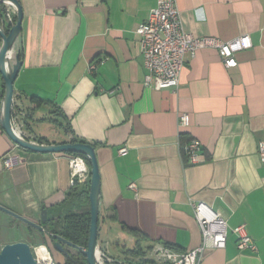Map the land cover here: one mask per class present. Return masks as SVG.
<instances>
[{
    "label": "crops",
    "instance_id": "crops-1",
    "mask_svg": "<svg viewBox=\"0 0 264 264\" xmlns=\"http://www.w3.org/2000/svg\"><path fill=\"white\" fill-rule=\"evenodd\" d=\"M19 1L13 56L22 67L12 114L22 110L17 129L37 144L95 145L100 252L133 262L150 260L157 245L196 249L202 234L194 200L220 213L229 229L226 248L207 249L199 264H264V0H176L186 33L223 41L249 34L253 47L231 69L214 49L187 54L179 87L162 90L145 85L137 33L157 0ZM3 84L0 77V90ZM182 113L191 125L180 129ZM191 139L202 143L204 163L185 159L181 145ZM8 156L18 160L11 169ZM71 157L17 146L0 125V205L41 224L42 208L62 202L72 187ZM239 225L256 253L237 249ZM15 242L54 245L49 233L0 210V251Z\"/></svg>",
    "mask_w": 264,
    "mask_h": 264
},
{
    "label": "built area",
    "instance_id": "built-area-1",
    "mask_svg": "<svg viewBox=\"0 0 264 264\" xmlns=\"http://www.w3.org/2000/svg\"><path fill=\"white\" fill-rule=\"evenodd\" d=\"M5 6L8 23L14 26L17 18V8L9 3H6ZM137 33L140 36L142 45L145 85L156 90L177 89L179 87L187 54L195 57L200 51L214 49L219 53L223 65L227 69H231L239 65L237 54L253 47L249 34L241 35L233 40L223 41L217 37H196L186 33L176 0H157V6L150 12L147 22L139 25ZM22 118L23 112L21 109L12 114L13 129L20 137L35 143V141L26 138L18 131V123H21ZM190 125L191 116L187 113L179 114V128H187ZM181 151L189 164L197 165L206 161L202 143L197 139H191L182 144ZM127 152V147L119 150L121 155H125ZM258 153L264 163V141L259 143ZM17 162L18 160L14 156H8L4 159V165L7 169L13 168ZM70 171L71 184L74 185L76 182L84 183L88 179L90 167L83 157L79 155L72 156ZM130 187L136 189L135 184H131ZM191 206L201 229V245L187 252H179L165 245H157L153 249V256L150 258L152 264H199L207 249L226 248L229 235L226 219L203 202L191 200ZM234 232L238 236L236 244L240 252L256 253L258 251V247L249 236L245 225H239ZM33 251L39 264H56L47 245L35 246ZM40 254L46 255L47 259L41 262ZM141 260L145 259L140 258L133 262L137 263ZM97 261L98 264H133L132 262H114L103 252H99Z\"/></svg>",
    "mask_w": 264,
    "mask_h": 264
},
{
    "label": "water",
    "instance_id": "water-1",
    "mask_svg": "<svg viewBox=\"0 0 264 264\" xmlns=\"http://www.w3.org/2000/svg\"><path fill=\"white\" fill-rule=\"evenodd\" d=\"M12 4L17 8V18L16 23L12 28L6 33L0 27V37L2 39V44L0 46V76L4 81V97L2 100V109L0 113V125L9 136V138L18 146L25 148L30 151L39 153H71V154H81L85 155L90 161V207H91V223L89 230V238L87 247L76 245L62 236L54 235L53 238L56 240L54 242V249L59 253L63 254L66 259L71 258L72 254L67 249V247L73 248L76 251L83 252L86 256L87 264H98V237H99V197L101 191V176L99 170V164L96 157L95 146L90 143L84 142H71L62 144H50L41 145L37 143H32L26 139L20 137L12 127V109L14 103L15 88L14 84L18 77L19 71L22 67V61L20 56L17 54L15 56V62L6 67L8 51L11 47L14 48L20 34L22 31L23 22V9L19 0H0L1 4ZM13 58V57H12ZM12 61V60H11ZM0 210L10 214L11 216L17 218L18 220L26 223L27 225L43 231V224L48 219V211L45 207L42 208L41 224L33 222L23 216H20L7 208L0 205ZM0 264H39L35 259L33 248L26 242H15L6 244L2 247L0 251ZM72 264H77L73 262Z\"/></svg>",
    "mask_w": 264,
    "mask_h": 264
},
{
    "label": "trees",
    "instance_id": "trees-1",
    "mask_svg": "<svg viewBox=\"0 0 264 264\" xmlns=\"http://www.w3.org/2000/svg\"><path fill=\"white\" fill-rule=\"evenodd\" d=\"M0 27L6 33H8L9 30L12 28V25L7 22L5 4L0 5ZM1 42L2 39L0 37V44ZM4 92L5 87L3 84L0 90V109L1 101L4 97ZM66 154L72 156L79 155L83 157L86 160L88 166L90 167V161L85 155L71 153ZM90 182L91 173L89 174L88 179L84 183L76 182L74 185H72L71 189L66 193L63 201L48 210L49 216L47 221L43 224V228L45 232L51 235L53 242H56L53 236L59 235L76 245L82 246L84 248L87 247L91 223V207L89 198ZM124 229L126 228L124 227ZM134 234H136V232H134ZM73 262L77 264H87L86 256L83 254V252L77 251V258L72 255L71 258L66 259L65 264H72ZM132 263L152 264L150 260L146 259L141 260L137 263Z\"/></svg>",
    "mask_w": 264,
    "mask_h": 264
},
{
    "label": "bare ground",
    "instance_id": "bare-ground-1",
    "mask_svg": "<svg viewBox=\"0 0 264 264\" xmlns=\"http://www.w3.org/2000/svg\"><path fill=\"white\" fill-rule=\"evenodd\" d=\"M13 52H14V48L11 47L9 49V51H8L7 61H6V67H9L10 64H11V60H12V57H13ZM40 257H41V262L47 259V256L44 255V254H40Z\"/></svg>",
    "mask_w": 264,
    "mask_h": 264
},
{
    "label": "rangeland",
    "instance_id": "rangeland-1",
    "mask_svg": "<svg viewBox=\"0 0 264 264\" xmlns=\"http://www.w3.org/2000/svg\"><path fill=\"white\" fill-rule=\"evenodd\" d=\"M1 44H2V42H1ZM1 44H0V46H1ZM16 44H17V43H16ZM16 44H15L14 48L16 47ZM14 59H15V56H13V58H12V61H11L12 64L14 63ZM38 243H41V242H38ZM52 249L55 250V249H54V246L52 247ZM52 249L49 248V250L51 251V253H52ZM68 249H69V251L71 252V254L74 255L75 258H77V251L74 250L73 248H70V247H68ZM55 251H56L57 253H59L57 250H55ZM59 254H61V253H59ZM52 255H53V254H52ZM61 255H63V254H61Z\"/></svg>",
    "mask_w": 264,
    "mask_h": 264
}]
</instances>
